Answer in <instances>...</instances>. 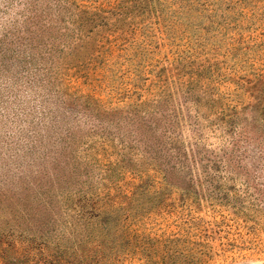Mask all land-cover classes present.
<instances>
[{"label":"rangeland","instance_id":"obj_1","mask_svg":"<svg viewBox=\"0 0 264 264\" xmlns=\"http://www.w3.org/2000/svg\"><path fill=\"white\" fill-rule=\"evenodd\" d=\"M30 1L0 0V35L7 31H15L17 35L16 30L29 26L26 15ZM115 1L84 0L83 3L108 7ZM48 3L53 4L52 0H39L43 7ZM257 4L258 7L247 8L241 16L230 14L228 21L233 29L221 33L214 27L206 35L208 45L204 49L207 52L215 49L218 53L215 59L224 61L222 64L229 67L227 73L233 76L240 72L253 78L264 72V4L263 1ZM48 17L55 20L56 12H49ZM150 19L138 17V29L122 46L114 47L102 40L105 47L88 65L79 68L67 64L63 69L61 66L59 79L54 74L59 51L50 52L42 42L40 47H34V42L29 40L32 33L21 31L15 41L8 40L12 41L8 47L14 54L10 61L4 56L12 51L4 55L7 42L2 45L0 230L14 227L17 232L34 238L31 246L39 248L36 254H43L46 264H191V256H198L199 247L195 244L198 241L208 243L213 253L207 264H264V158L260 157L250 168L256 174L250 175L251 183L261 189L256 195L245 193L243 183L248 175L244 171L237 175L222 170L213 180L205 177L198 164L194 169L195 183L190 188L192 194L179 200L180 190L166 191L169 194L163 204L150 203L151 208L144 216L133 221L130 235L121 226L109 223L111 220L105 216L92 219L96 224L93 232L79 233L71 227L67 215L69 198L80 189L104 188L102 173H113L103 172L100 168L103 165L97 167L87 157L95 150L97 134L121 131L137 136L136 120H119V117H124L141 100L154 99L161 93L159 70L166 67L170 72L177 67L176 51L185 47L186 42L170 39L163 24L156 18ZM59 50L63 51L62 46ZM198 51L199 63L213 56ZM61 55L60 59L65 51ZM227 86L235 88L229 78L222 89L226 90ZM173 94L174 103H184L177 88H173ZM240 96L245 102L255 101L244 89ZM189 125L188 121L183 122V138L193 143L192 137L197 132ZM203 142L208 143L209 150L218 148V138L213 135L205 137ZM143 147L139 145L141 154L137 159L144 158ZM116 159L114 154L100 158L99 162ZM208 163L205 161L204 165ZM226 175L227 179L220 178ZM207 179L215 181L214 185L205 182ZM158 181L164 186L162 179ZM105 182L107 186L116 185ZM135 182L138 179L125 171L114 188L105 189L112 198L118 196L112 201L122 202L119 198L122 192H130ZM214 186L220 187V191H215ZM211 195L215 198H210ZM25 228L27 231L23 232ZM19 241L16 240L22 247L27 244ZM0 264H3L1 258Z\"/></svg>","mask_w":264,"mask_h":264},{"label":"trees","instance_id":"obj_2","mask_svg":"<svg viewBox=\"0 0 264 264\" xmlns=\"http://www.w3.org/2000/svg\"><path fill=\"white\" fill-rule=\"evenodd\" d=\"M83 1L52 0L53 4L48 3L43 7L39 0H31L29 15H26L30 24L24 26V30H16L17 35L21 31L32 33L29 40L34 42V47H40L42 42V46H47L50 52L59 51V62L57 59L54 66L57 79L61 74V66L63 69L67 64L79 68L85 63L88 65L105 47L102 40L114 47L125 44L129 36L138 29V17L156 18L158 23L163 24L170 39L186 43L183 50L178 48L176 51L177 67L170 72L166 67L159 70L161 93L154 99L141 100L128 109L124 117H119V120L128 118L132 122L137 121L134 122L137 136L121 131L96 133L99 137L95 139V150L87 157L97 167H111H100L103 172L111 170L113 173H102L104 188L93 191L80 189L75 191V198H69L71 204L67 215L71 219V227L79 233L93 232L96 224L92 219L105 216L106 220H111L109 223L121 226L123 232L130 235L133 221L144 216L150 203L158 201L156 204H163L169 194L166 191H173V188L180 190L179 200L192 194L190 188L194 186V169L195 166L198 168V164H201L205 177L210 176L213 180L222 170L237 175L244 171L248 175L243 183L245 193L249 196L260 193L261 189L252 184L249 178L250 175H256L255 170L253 173L250 169L252 164L255 166L259 157L264 158L261 157L264 149L258 147L264 148V72L257 73L253 78L242 76L240 72L235 76L228 74L229 67L222 64L224 61L215 59V54H218L215 49L207 52L204 47L208 45L206 35L214 31V27L221 33L234 28L228 21L230 14L241 16L247 8L258 7L257 2L263 1L264 4V0H116L108 7H90ZM53 11L57 15L55 20L48 17L49 12ZM17 35L15 31L0 35V49L7 42L3 54L12 51V54L4 56L9 61L14 58V54L8 46L15 41L13 39ZM9 39L12 41H8ZM59 45L63 51L59 50ZM199 49L213 56L199 63ZM64 51L65 55L60 59ZM50 67L52 69L53 61ZM228 78L235 84V88L227 86L223 90L222 86L227 83ZM173 88H177L183 95V104L174 103ZM243 89L246 94L251 93L255 100L253 103L241 98ZM189 101L192 106H189ZM186 121L197 132L192 137L193 143L183 138L182 126ZM211 135L218 138L217 149L209 150L208 143L205 145L203 142L205 137ZM139 145L144 146L142 159H137V155L141 154ZM103 153V158L117 155L116 161L109 160L101 164L99 159L102 157L99 156ZM205 161L209 163L204 165ZM123 170L138 179V183L135 182L130 192H122L119 197L122 202L120 199L112 201L118 196L112 198L106 189L117 185L125 172ZM227 175L220 178L225 180ZM159 179L164 181V186ZM105 181L116 185L107 186ZM205 182H209L211 186L215 183L208 179ZM198 184L201 185V181ZM214 187L215 191L221 189ZM145 197L148 199H144ZM210 198L215 197L211 195ZM16 240L27 244L22 247ZM33 242L34 238L17 232L14 227L0 230V258L3 264H46L43 254H36L35 250L39 248H32ZM195 244L199 247L198 256H191V264H207L213 255L208 249V243L198 241ZM167 252L171 257L170 251ZM175 253L177 251H174V257Z\"/></svg>","mask_w":264,"mask_h":264}]
</instances>
